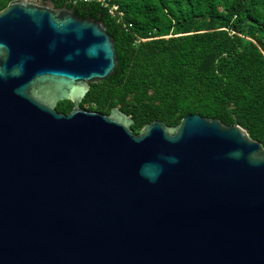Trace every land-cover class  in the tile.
I'll return each instance as SVG.
<instances>
[{
    "label": "water",
    "instance_id": "95a60500",
    "mask_svg": "<svg viewBox=\"0 0 264 264\" xmlns=\"http://www.w3.org/2000/svg\"><path fill=\"white\" fill-rule=\"evenodd\" d=\"M116 65L100 19L0 11V264H264V147L197 113L132 133L81 108Z\"/></svg>",
    "mask_w": 264,
    "mask_h": 264
},
{
    "label": "trees",
    "instance_id": "16d2710c",
    "mask_svg": "<svg viewBox=\"0 0 264 264\" xmlns=\"http://www.w3.org/2000/svg\"><path fill=\"white\" fill-rule=\"evenodd\" d=\"M11 1L0 0V11ZM43 1L102 20L113 39L114 74L89 85L81 108L117 107L133 119L132 133L197 113L238 123L264 147V0H104L119 20L96 0Z\"/></svg>",
    "mask_w": 264,
    "mask_h": 264
},
{
    "label": "built area",
    "instance_id": "2783aa9c",
    "mask_svg": "<svg viewBox=\"0 0 264 264\" xmlns=\"http://www.w3.org/2000/svg\"><path fill=\"white\" fill-rule=\"evenodd\" d=\"M70 1L73 2V3H75L78 0H70ZM79 1L86 2V1H90V0H79ZM96 1H99L101 5H103L104 7H107L108 13L111 14L112 16H114L115 18H117V20L120 19L122 13H121V11L118 10L117 5H115V4L109 5L104 0H96Z\"/></svg>",
    "mask_w": 264,
    "mask_h": 264
}]
</instances>
